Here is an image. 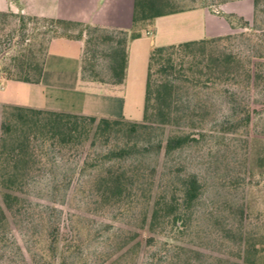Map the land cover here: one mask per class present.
Here are the masks:
<instances>
[{
    "label": "rangeland",
    "instance_id": "rangeland-1",
    "mask_svg": "<svg viewBox=\"0 0 264 264\" xmlns=\"http://www.w3.org/2000/svg\"><path fill=\"white\" fill-rule=\"evenodd\" d=\"M207 2L201 7L207 24L214 28L207 36L232 34L213 44L217 50L253 54L252 60H258L261 55L257 54H264V0L258 1L254 17L251 0ZM15 13L0 15V52L5 56L13 50V42L19 43L20 31L30 34L22 41L26 43L32 34L44 29V24L30 20H25V29H17ZM227 13L233 14L232 27L225 18ZM242 20L255 26L254 42L239 35L250 30L240 25ZM152 26L148 29L142 25L145 38L131 46L130 70L124 80L95 82L100 88L92 87L100 93L120 94L116 105H110L125 120L142 117L147 47L195 38L207 28L196 9L163 14ZM78 27L71 26L68 31L76 33ZM88 46L85 60L93 62L103 75L106 42L96 39ZM239 73L234 80L198 84L181 91L188 101L181 100L177 106L186 107L184 110L192 113L189 118L153 125L148 134H134L122 127L109 138L88 137L76 148L53 147L36 156L22 199L7 213V224L0 232V264H181L186 255L197 258L199 264L243 263V240L253 247L246 252L254 259L250 264H264V102L261 86L245 85ZM4 79L0 70V83ZM49 81L45 75L40 85L0 86V98L34 105H65L78 100L72 94L70 98L50 94L44 85ZM181 128L190 130L196 139L164 158L157 144L166 133ZM125 142L131 146L127 154L107 153L108 148ZM109 169L131 174L120 195L104 191L103 178ZM188 171L196 173L201 182L188 232L165 236L147 230L149 193L158 183L176 185V179ZM48 232L58 238L52 255L46 250ZM188 248L199 253L195 256Z\"/></svg>",
    "mask_w": 264,
    "mask_h": 264
},
{
    "label": "trees",
    "instance_id": "trees-1",
    "mask_svg": "<svg viewBox=\"0 0 264 264\" xmlns=\"http://www.w3.org/2000/svg\"><path fill=\"white\" fill-rule=\"evenodd\" d=\"M252 1L253 17L256 15L259 0ZM207 0H133L131 27L129 29H108L88 22L57 17H44L15 13L18 18L17 29H25V20L44 24V29L31 35V41H22L30 37L26 32L19 33V43L13 42V50L5 56L0 52V70L5 79L36 82L39 79L47 41L58 35L82 37L83 46L80 60V74L91 80L102 82H120L125 68V45L129 38L139 34L142 25H147L159 15L205 5ZM14 13L0 11V15ZM232 13L225 18L228 24ZM239 19L241 17L238 16ZM240 25L248 27V32H239L254 42V25L245 20ZM71 26H79L76 33L68 31ZM50 32L47 34V32ZM46 33V34H44ZM232 36L226 33L218 36H202L183 39L177 42L159 44L149 49L146 63V75L141 120H125L123 117L96 116L69 110L35 107L21 103L3 102L0 105V232L7 224V213L14 209L22 199L23 186L28 171L36 162V156L46 153L50 148L73 149L80 146L88 137L91 140L106 139L117 133L122 127L130 132L148 134L157 124L176 123L182 118L191 117L178 103L188 101L181 93L187 87L198 84L208 85L220 80H234L240 74L244 84L260 85L264 102V54L258 60H252L253 54L241 56L233 52L218 51L213 45L216 41ZM36 39V40H35ZM99 39L106 42L107 63L102 75L93 62L86 61L90 42ZM264 43V42H263ZM264 49V45L261 46ZM2 51V49H1ZM4 58V59H2ZM87 62V63H86ZM182 91V92H181ZM232 100V99H230ZM247 120L250 102L245 103ZM196 139L190 132L181 128L169 131L159 141L162 155L166 158L174 149ZM131 150L127 143L117 148H108L112 156H123ZM131 174L124 170L109 169L103 178L104 191L110 195H120L129 182ZM176 185L157 184L146 212V227L152 233L165 236L172 232H188L191 218L196 213V204L201 194V182L194 172H185L176 179ZM150 189V188H149ZM187 230V231H186ZM147 239H152L148 236ZM58 245V238L50 232L46 235V250L52 255ZM251 245L242 244L243 263L250 264L253 257L247 255ZM199 253L198 250L188 248ZM192 256V255H191ZM195 259V260H194ZM181 264H199L197 258L186 255Z\"/></svg>",
    "mask_w": 264,
    "mask_h": 264
},
{
    "label": "crops",
    "instance_id": "crops-1",
    "mask_svg": "<svg viewBox=\"0 0 264 264\" xmlns=\"http://www.w3.org/2000/svg\"><path fill=\"white\" fill-rule=\"evenodd\" d=\"M132 4L133 0H0V11L20 12L23 14L44 17L65 18L88 22L111 29H129L131 27ZM190 9L198 10L199 15L204 17L207 26L205 33L197 37L211 34V30L214 28L209 26L211 23L209 25L207 24V14L205 13L204 8L194 7L189 8V10ZM159 16L154 17L151 22L146 25V27L148 29H152L154 27L152 26L153 21ZM143 33H146L144 29H139V34L135 37L129 38L126 42L125 68L121 81L124 80V77L130 70L129 53L131 46L138 45L141 39L145 38ZM82 46V36H53L47 41L38 81L27 82L15 79H4L2 83H0V86H4L5 88L19 84L23 85L24 83L39 84L45 75H47V78L50 81L45 82L44 85H47L46 87L47 90L50 91V94L55 93L59 96L65 94L64 96L67 98H70L69 96L72 94L78 98L76 102L72 99L67 101L68 103L66 102L65 105H34L26 101H19L10 97H1L0 101L21 103L42 108L69 110L77 113L93 114L96 116L122 117L113 111L115 107L111 108V105L115 106L117 101H119L122 97L120 94L100 93L95 89H92V87L100 88L101 86L95 84V82L106 84L114 83L81 77L80 60ZM149 49L150 45L146 50ZM59 82H66L64 83L66 85H61L62 83ZM100 97H104L103 100H99Z\"/></svg>",
    "mask_w": 264,
    "mask_h": 264
}]
</instances>
